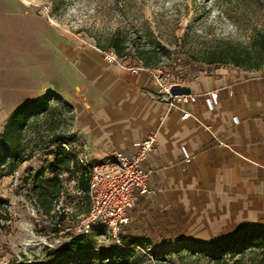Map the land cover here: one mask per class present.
I'll use <instances>...</instances> for the list:
<instances>
[{
    "label": "rangeland",
    "instance_id": "374dc122",
    "mask_svg": "<svg viewBox=\"0 0 264 264\" xmlns=\"http://www.w3.org/2000/svg\"><path fill=\"white\" fill-rule=\"evenodd\" d=\"M8 13L22 17L5 26ZM22 26L30 32L50 29L59 47L61 39L100 55L115 41L127 63L176 85L222 69L264 74V0H0V78L21 64L31 68L35 50L44 46L32 35L20 41ZM138 53L153 67H145ZM232 58L239 66L225 63ZM47 94L19 115L14 145L3 138L13 112H0V264H207L194 257L181 261L175 253L206 255L211 249L203 242L224 237L228 228L185 224L173 233V227L152 223L158 213L139 206L117 239L95 227L78 253L65 249L89 208L78 178L97 162L84 157L72 107L69 112L58 96ZM65 158L68 170L62 167ZM41 189L47 193L40 195ZM128 229L142 245L123 246Z\"/></svg>",
    "mask_w": 264,
    "mask_h": 264
},
{
    "label": "crops",
    "instance_id": "0c3cea01",
    "mask_svg": "<svg viewBox=\"0 0 264 264\" xmlns=\"http://www.w3.org/2000/svg\"><path fill=\"white\" fill-rule=\"evenodd\" d=\"M19 16L8 13L2 21L9 26ZM21 28L20 41L32 35L44 46L35 50L31 68L21 64L13 75L1 76L0 112H14L51 92L74 110L84 157L96 164L114 151L129 154L134 141L155 135L148 165L159 193L136 205L158 213L154 225L173 227V233L185 224L210 225L213 231L226 227L228 234L264 225L263 73L222 69L186 86L173 84L175 91L198 96L183 107L189 117L182 121L158 92L157 71L134 75L123 64H105L99 52L61 39L59 47L50 29ZM212 91L219 101L209 111L202 95ZM151 231L144 239L151 241Z\"/></svg>",
    "mask_w": 264,
    "mask_h": 264
},
{
    "label": "built area",
    "instance_id": "2783aa9c",
    "mask_svg": "<svg viewBox=\"0 0 264 264\" xmlns=\"http://www.w3.org/2000/svg\"><path fill=\"white\" fill-rule=\"evenodd\" d=\"M101 58L108 65L123 64L134 75L148 71L141 65H130L113 49L101 52ZM155 78L159 94L167 99L168 109L178 111L182 121L188 119L189 113L183 107L196 103L198 96L175 91L173 84L159 75ZM202 98L207 110L213 111L219 94L212 91L202 95ZM227 134L232 135V131ZM155 147L156 136L148 135L133 142L131 153L114 151L104 161L86 168L89 208L76 226L79 234L89 235L95 227H100L117 239L120 231L130 224L129 211L137 205L139 198L152 199L159 193L152 180L153 171L148 165V156Z\"/></svg>",
    "mask_w": 264,
    "mask_h": 264
},
{
    "label": "trees",
    "instance_id": "16d2710c",
    "mask_svg": "<svg viewBox=\"0 0 264 264\" xmlns=\"http://www.w3.org/2000/svg\"><path fill=\"white\" fill-rule=\"evenodd\" d=\"M111 48L116 52L118 56H122L121 49L118 46L117 42L111 43ZM139 57L142 59V63L145 67H153L150 62L143 58L141 53H138ZM144 59V60H143ZM231 62L225 63H233L236 66H239L232 58ZM218 60H213L210 63H215ZM42 98L25 104L13 112V115L8 119L5 130L3 134V138L6 139L8 143L14 145L17 137V129L19 128L18 117L19 115L29 108L30 106H36L40 104ZM69 112H72L70 106H65ZM60 151H64L61 149ZM62 167L65 170L69 169V161L65 158L61 161ZM78 188L83 193L84 197L87 199V191H88V175L86 168H82V172L78 178ZM47 190L41 189L40 195L46 194ZM55 194H58L59 191H55ZM87 213V212H86ZM85 213V214H86ZM124 229V228H123ZM88 235L79 234L73 238H71L65 245V249L70 251V253H78L80 247H84L86 245V238ZM121 238V237H120ZM124 242L123 246L127 248L137 247L143 244L144 240L131 236L130 234L122 237ZM149 241L148 239H145ZM204 245L209 247L208 254H203L204 252H186L182 254L180 252H176L175 256L184 261L186 258H195V263H199L202 259H206L207 264H264V225H254L247 226L241 228L237 231H234L225 237L209 241L203 242ZM215 251V252H214Z\"/></svg>",
    "mask_w": 264,
    "mask_h": 264
},
{
    "label": "water",
    "instance_id": "95a60500",
    "mask_svg": "<svg viewBox=\"0 0 264 264\" xmlns=\"http://www.w3.org/2000/svg\"><path fill=\"white\" fill-rule=\"evenodd\" d=\"M48 89H49V90H52V87L50 86Z\"/></svg>",
    "mask_w": 264,
    "mask_h": 264
}]
</instances>
